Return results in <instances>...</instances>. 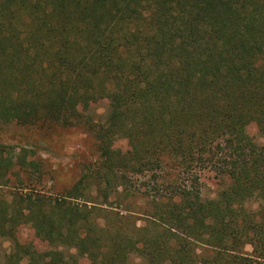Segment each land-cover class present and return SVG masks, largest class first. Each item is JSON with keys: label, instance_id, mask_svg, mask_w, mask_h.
Returning <instances> with one entry per match:
<instances>
[{"label": "trees", "instance_id": "1", "mask_svg": "<svg viewBox=\"0 0 264 264\" xmlns=\"http://www.w3.org/2000/svg\"><path fill=\"white\" fill-rule=\"evenodd\" d=\"M2 122L81 125L99 157L52 197L5 190L39 164L0 148V264H264V0H0Z\"/></svg>", "mask_w": 264, "mask_h": 264}, {"label": "rangeland", "instance_id": "2", "mask_svg": "<svg viewBox=\"0 0 264 264\" xmlns=\"http://www.w3.org/2000/svg\"><path fill=\"white\" fill-rule=\"evenodd\" d=\"M108 107V101L100 99L89 103L86 107H81L80 110L90 113L95 120L101 121L105 118ZM247 131L257 142L264 145V136L259 134L254 127H248ZM116 147L126 149V141L119 140ZM0 148L7 150L13 160L19 156L20 149L24 148L28 151V158L36 160L39 164L38 170L29 167L28 171H23L14 167L13 173L9 175L11 186L4 187L5 190L15 189V183L16 186L19 184L16 180L17 175H15L18 174L22 179L20 181L27 187L24 190H37L52 197L64 195L82 175L84 166L99 157L95 137L81 125L22 126L15 122H2L0 123ZM197 174L200 175V189L204 198L214 197L226 183V181H221L211 169ZM18 236L22 242L33 243L38 248L44 246L28 224L19 227ZM9 248L8 240H0V263L4 259V254L10 250ZM246 248L250 250L249 246ZM80 263L86 264L87 262L82 259ZM142 263L137 255L132 254L129 258V264Z\"/></svg>", "mask_w": 264, "mask_h": 264}]
</instances>
